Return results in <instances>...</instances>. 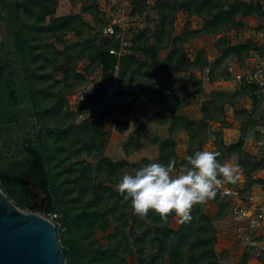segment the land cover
<instances>
[{"label":"trees","instance_id":"16d2710c","mask_svg":"<svg viewBox=\"0 0 264 264\" xmlns=\"http://www.w3.org/2000/svg\"><path fill=\"white\" fill-rule=\"evenodd\" d=\"M57 2L0 0V20L6 27V37L0 41V141L7 153L11 152L12 143L19 144L18 154H21L18 157L12 152L6 167L0 168V189L20 209H32L26 187H35L46 196L41 212L57 214L54 223L63 264H129L127 258L132 255L136 256L134 264H222L214 251L216 228L212 221L223 217L229 203L212 199L217 204L213 218L204 212V204L196 205L190 222L178 224L175 229L168 226L174 215H170L167 222H162L151 210L145 219L134 215L130 200L118 194L114 182L123 171H135L150 160L142 158L134 163L126 158L111 160L103 155L105 132L102 129L105 121L112 119L117 131L127 126L123 118L115 120L117 101L124 100L128 115L133 103L145 98L155 111L147 115V122L168 123V136L152 140L158 146L154 162L166 165L170 159H175L179 170L186 161L175 152L174 134L179 130L188 132L185 156L201 151V138L206 134L208 121H218L220 128L227 127L224 118L217 116L223 115L225 105L234 107L239 97L248 96L252 110H234L236 116L249 114L248 120L242 123L238 139L225 144L219 129L215 133L213 151L221 153L219 161L232 155L239 158L241 173L247 182L244 190L249 191L255 182L252 174L264 165V154L251 155L243 150L248 127L253 130L264 118L260 88L256 84L238 83L232 93L213 91L201 104L203 116L194 120L179 110L191 102L194 91L201 86L200 80L191 78L193 89L190 91L187 84L177 85L174 80L161 82L154 71L161 69L171 78L175 73L194 67L207 69L211 82L229 79V65L220 72L216 69L230 56L244 64L249 52L259 50L254 38L231 44L225 36H219L215 41L217 54L211 62L206 60L202 50L190 59L183 42L202 34L220 33L226 28L243 30L245 18L263 19L260 3L253 0H155L151 6L157 13L154 30L130 29L123 38L129 42V52L116 56L109 51L119 46L120 35L100 34L109 18L96 3L81 9L89 12L98 26L91 34L93 26L80 13L55 16ZM131 2L130 15H140L148 6L146 0ZM176 11L201 18V27L191 29L187 22L183 31L174 35L172 25ZM260 29L259 25L254 31L257 33ZM69 32L81 39L67 41L65 36ZM166 49L160 59L158 52ZM79 60L86 61L81 70L76 68ZM96 70L99 72L96 89L75 112L68 111L66 95L87 82ZM56 75L59 78H55ZM58 86L61 91L55 90ZM108 88H114L113 100L107 101L95 119L85 118L78 124L71 121L88 108L90 98L100 101ZM259 108L260 114L253 118L252 114ZM63 112L70 122L53 125ZM145 126L146 123L139 124L122 145L125 156L143 147L138 134ZM27 128L29 130L25 131ZM18 132L22 133L20 143L18 138H13ZM84 152L93 154L94 164L71 161ZM20 178L32 185L24 186ZM98 231L105 233V245L96 238ZM147 247L151 250L148 254ZM246 261L247 255H244L235 264H246Z\"/></svg>","mask_w":264,"mask_h":264},{"label":"rangeland","instance_id":"374dc122","mask_svg":"<svg viewBox=\"0 0 264 264\" xmlns=\"http://www.w3.org/2000/svg\"><path fill=\"white\" fill-rule=\"evenodd\" d=\"M121 1V0H120ZM155 0H146L147 8L143 11L140 15H130V9L132 7L131 0H123L121 1V22L124 27L127 29L120 34L122 38H125V34L128 33V31L132 28H135V30H139L142 28H148L149 31L154 30L155 28V21L157 19V13L154 9L151 8ZM117 0H75L74 2H71V0H58L57 7L55 11V16H61L65 14H71V13H80L82 18L93 26V31L91 34L95 33L98 30V26L95 25V23L92 21V15L89 12H82L81 9L84 6H88L90 4L96 3L100 10L105 13V17L108 18V16H111L110 13V6L115 4ZM109 21V20H108ZM262 19H258L255 16H249L244 19V22L246 24V27L243 30H235L231 28H226L222 30L220 33H211V34H202L200 36H197L196 38L185 40L183 42V47L187 53V55L190 57V59H193L195 57L196 52L199 50H202L204 52V57L208 62H211L216 54L217 50L215 47V41L216 39L223 35L225 36L229 43L236 44L239 42H243L246 39L254 38L257 40V33L254 31V28L256 26L260 25V22ZM189 23V27L191 29L200 28L202 25V19L195 16V15H188L187 12L184 11H176L174 14V20H173V34L177 35L180 34L186 23ZM101 34V33H100ZM86 34H84L85 36ZM102 35V34H101ZM6 37V27L4 25V22L0 20V41ZM128 36V34H127ZM65 39L69 42H74L77 40H80L81 38L75 36L72 32H69L66 34ZM129 44V42H127ZM128 47V46H127ZM166 50H160L158 52L159 58H163L166 54ZM255 51L249 52V54L246 56L244 64H240V62L237 61L236 57L230 56L227 57L223 63L220 65L219 69H216V72H220L221 69L229 65V68L233 71H239L241 69H244L245 65L252 61L257 59V53L254 54ZM86 61L79 60L76 63V68L78 70L83 69L85 66ZM207 69L201 70L198 68L190 67L187 71L182 73H175V75H172L171 78L168 77L167 73L164 72L161 69H157L154 71V76L160 80L161 82H169L173 81L177 85L181 84H187V88L191 91L192 84L191 80L197 79L200 80L201 86L196 91H194V95L192 96L191 102L188 105H185L181 107L179 110L184 116H187L192 119L198 120L203 116L201 112V104L204 102V100L207 99V96H209L213 91H225L232 93L237 86V82L233 80L232 74L231 77L227 80H215L210 81L207 77ZM55 78H59L58 75L55 76ZM192 78V79H191ZM169 80V81H168ZM99 81V72L96 70L88 77V81L83 83L81 86L74 89V91L70 94L66 95V98L68 100L67 108L68 111H76L79 104L86 101L87 97L96 89V84ZM55 90L61 91V87H56ZM114 88H112V96H113ZM109 95H111V91H109ZM109 100L106 93L101 95L100 101L95 102L94 98H90L88 101V108L84 110V112L76 117H73L72 120L70 118H67L64 116V112L61 113L58 116V119L53 121V125H65L70 122V120L74 124H78L85 118L89 119H95L102 107L106 105L107 101ZM262 106H264V94L261 96ZM118 104L117 110H115V120H117V117L120 118H127L129 120V124L123 132L119 133L115 130L114 125L115 121L107 120L104 123L102 132H105V147L103 148V155H109L111 159L115 160L118 159V156H122V150L121 145L125 142L126 136L130 135L136 127L141 123H146V126L141 129V131L138 134V138L143 142L144 148L142 150H138L130 154V156H125L128 161L130 162H139L142 158H147L150 160V163L154 162L157 155H158V146L154 145L152 143V140L157 137L159 139L165 138L168 136V123H158L156 120L147 122V115L153 114L154 108L152 107L151 103L148 102L145 98H140L138 101L133 103V112L131 111V114H126V108H125V102L124 100H120L116 102ZM245 108L248 111L252 110V101L248 96H241L237 99L235 106L231 107L228 105L224 106V112L222 116H217V118L222 117L224 120L228 123V126L225 128H220V124L218 121L209 120L208 121V128L206 131V134L201 138L202 140V150H209L213 151V141L215 138V133L221 130V138L225 144H229L231 142H234L238 139L240 135V128L242 127V123L248 120L249 114H241V116H236L234 113L235 109H242ZM64 110V109H63ZM261 108L257 109L253 114V118H257V116L260 114ZM31 122H34L31 119ZM29 130L27 128L25 131ZM252 128L248 127L245 138H244V145L243 150L251 155H255L258 152V148L253 143V136H252ZM188 132L179 130L174 134V138L176 140V146H175V152L179 158H184L186 155V150L188 147ZM22 133L18 132L13 138H19L21 137ZM19 144L18 146L12 143V150L11 152L4 151L2 147V143L0 141V168L6 167L9 157L11 156V153L15 152L18 157L21 156L19 153ZM235 156V155H232ZM232 156L222 159L220 162H226L228 161ZM71 161H85V162H91L94 164L95 159L93 157V154L87 155L85 152L82 153L77 158H72ZM144 164H142L143 166ZM80 167V166H79ZM133 174L134 171L131 169H127L126 171H123L121 175L118 177V179L114 182V187L116 188L117 184L119 183L122 176L125 174ZM104 178L103 176H101ZM245 179V178H244ZM245 181V187L247 185L246 179ZM256 187V186H255ZM258 187V186H257ZM33 187H31L30 190H32ZM34 189V188H33ZM256 194H255V193ZM253 195L256 196V201L263 199V194H261L258 190L254 189ZM19 194V192H17ZM22 193H20L21 195ZM10 197V196H8ZM10 199V198H9ZM12 201V200H11ZM32 207V206H31ZM29 212H36L43 214L41 211H37L34 209H22ZM203 210L205 213H207L210 217H214L215 213L217 211V204H211L209 207L204 206ZM213 225L216 228V240L214 244V251L217 254V258L220 263L222 264H235L238 261H241L244 255H247V261L246 264H264V250H262L260 247H264V223H261L260 226L249 229L247 228L243 234L241 233V237H237V234L235 233V226L237 225V221L233 219L230 210H226L223 217L220 219H213L212 221ZM177 218L173 216L168 221V226L171 228H177L178 227ZM111 231V228L108 230V232ZM250 234L254 237L255 245L251 246L248 244L247 241L243 239L244 234ZM223 237V242H217V240L221 239ZM96 238L99 239V242L103 245L106 244V238L105 233H102L100 231L97 232ZM230 241L232 244L227 243V241ZM225 246V247H224ZM150 248L147 247L146 254L150 253ZM136 261V256L132 255L127 258V262L129 264H134Z\"/></svg>","mask_w":264,"mask_h":264},{"label":"clouds","instance_id":"9594fccd","mask_svg":"<svg viewBox=\"0 0 264 264\" xmlns=\"http://www.w3.org/2000/svg\"><path fill=\"white\" fill-rule=\"evenodd\" d=\"M219 152L201 150L184 157L179 170L176 160L165 164L148 163L133 174L125 173L116 186L118 194L130 200L132 213L141 219L153 211L162 222L170 215L177 223L191 220L194 206L215 198L225 184H235L241 178L239 158L232 156L221 163Z\"/></svg>","mask_w":264,"mask_h":264},{"label":"built area","instance_id":"2783aa9c","mask_svg":"<svg viewBox=\"0 0 264 264\" xmlns=\"http://www.w3.org/2000/svg\"><path fill=\"white\" fill-rule=\"evenodd\" d=\"M121 1L117 0L115 4L110 6L109 10L112 15L108 16L109 21L107 25L100 30L102 35L119 36L127 29L121 22ZM253 1L259 2L263 11V19L260 22L261 29L257 32L256 40L259 50L254 52L255 55L257 53V59L248 62L244 69L233 72L229 68V71L231 72L235 82L245 83L248 85L256 84L264 94V0ZM114 27H117L119 32H116ZM127 46H129V44L127 41H124L120 35L119 46L111 49L109 52L115 54L116 56H121L122 54L129 52ZM109 91H111V95H109ZM105 93L110 100H113L112 88H108ZM251 132L253 136V143L258 148L259 154H264V118ZM251 179L255 182L252 184L249 191L244 190L245 186L239 187L237 183L225 184L217 190V195L215 196V198L223 199L229 203L231 215L233 219L237 221V225L235 226V233L237 234V237H241V233L243 234L247 228L254 229L260 226L261 223H264V165L252 174ZM254 189L263 194V199L256 201V196L252 193L254 192ZM44 215L52 221L57 218L56 213ZM243 239L247 241L249 245H255V240L252 235L245 233L243 235ZM260 248L264 250L263 246Z\"/></svg>","mask_w":264,"mask_h":264},{"label":"water","instance_id":"95a60500","mask_svg":"<svg viewBox=\"0 0 264 264\" xmlns=\"http://www.w3.org/2000/svg\"><path fill=\"white\" fill-rule=\"evenodd\" d=\"M19 181L32 185L22 178ZM0 264H63L54 221L18 208L1 189Z\"/></svg>","mask_w":264,"mask_h":264},{"label":"flooded vegetation","instance_id":"af4514ba","mask_svg":"<svg viewBox=\"0 0 264 264\" xmlns=\"http://www.w3.org/2000/svg\"><path fill=\"white\" fill-rule=\"evenodd\" d=\"M33 188L29 191V202L31 203L32 209L42 211L45 207L46 196L36 190L35 187Z\"/></svg>","mask_w":264,"mask_h":264},{"label":"crops","instance_id":"0c3cea01","mask_svg":"<svg viewBox=\"0 0 264 264\" xmlns=\"http://www.w3.org/2000/svg\"><path fill=\"white\" fill-rule=\"evenodd\" d=\"M133 110H134V109H132V112H133ZM130 114H131V113H130ZM148 115H149V114H148ZM122 118H123V117H122ZM123 119L126 120L127 123L129 124V120H128L127 118H123ZM128 124H127V126H128ZM127 126L124 127L121 131H118V132H119V133L123 132V130H125V129L127 128ZM115 130H116V129H115ZM116 131H117V130H116ZM128 137H129V135L126 136L125 142H126V140H127ZM125 142H124V143H125ZM124 143H123V144H124ZM143 148H144V145H143V147H142L140 150H142ZM121 149H122V145H121ZM134 152H135V151H134ZM122 154H123V155H122L121 157L118 156V159H115V160L123 159V158H124V152H123V150H122ZM106 156L110 158L109 155H106ZM129 156H130V155H129ZM110 159H111V158H110ZM111 160H113V159H111ZM243 179H244V176H243L242 173H241V178H240V180L237 182V184H238L239 187H243V186L245 185V184H244L245 181H243ZM244 180H245V179H244ZM211 204H213V202H212V200H209L207 203L204 204V206L209 207ZM204 212H205V211H204ZM206 214H207V213H206ZM222 240H223V237H221L220 240L218 239L217 242H218V243H219V242L221 243V242H223ZM223 243H224V242H223ZM227 243L230 244V246H231V244H232L229 240L227 241ZM224 247H225V246H224Z\"/></svg>","mask_w":264,"mask_h":264}]
</instances>
